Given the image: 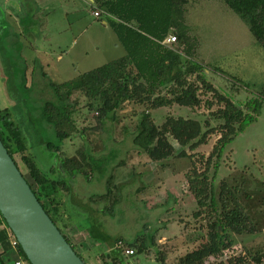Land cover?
Here are the masks:
<instances>
[{
	"label": "rangeland",
	"instance_id": "374dc122",
	"mask_svg": "<svg viewBox=\"0 0 264 264\" xmlns=\"http://www.w3.org/2000/svg\"><path fill=\"white\" fill-rule=\"evenodd\" d=\"M30 5L28 3V7ZM28 7L22 10L23 15L18 22L10 15L13 12L7 9L4 22L10 25L6 27L0 41V60L4 62L7 72L13 69L20 74L26 69L28 84L31 85L30 99L27 98L34 106H41L54 98L52 83L60 84L75 79L88 70L126 54L116 33L106 23L107 15L95 17L86 0H43L39 12ZM0 11L3 12L1 8ZM184 21L189 26V35L195 38L196 53L189 57L183 51V44L179 45L178 41L170 43L181 52L183 67L190 65V59L203 64L207 80L212 82L218 93L230 97L244 109L252 98L263 101L257 119L237 134L220 159L214 160L219 162V170L216 171L212 166L208 172L213 178L216 199L224 187L227 210L235 208L231 193L235 194L247 227L241 233L229 230L232 243L224 247L228 244L224 237L223 251L220 255L206 259L204 264H264V48L253 36L247 23L223 0H188ZM169 34L175 35L174 29ZM212 65L218 66L220 71H216ZM1 75L0 71V81L3 79ZM188 78L200 86L201 105L191 109L177 106L171 110L161 109L155 111V119L161 123L170 110L174 115L187 114L188 117L198 118L204 125L209 120L212 127L220 130L224 121L213 112L224 107V103L218 101L215 92L204 90L196 74ZM69 101L73 111L72 125L68 124L66 128L71 129V135L63 141L60 156L79 161L81 173L71 179L78 199H71L66 189H60L54 196L55 201L60 203L59 213L55 216L58 227L62 229L63 217L70 225L103 229L113 237H123L124 241L133 240L148 231L156 232V246L152 247L151 253L144 251L127 256L129 263L125 261L123 264H180V259L208 242L211 224L223 211L222 202H218V210L215 211L210 197H206L207 206L196 215L200 206L190 189L188 175L194 163L199 172L206 169V159L220 137L219 131L211 134L208 143L195 151L186 149L192 157H175L165 162L151 161L147 154L138 152L133 143L146 106L126 102L117 111L116 118L102 126L97 119L98 111L89 108V100L83 93H74ZM9 103L0 99V109L13 105ZM14 116L16 121L22 122L25 115L20 111ZM53 131L51 125H44L41 133L45 140L54 141ZM168 137L176 150H180V144L172 136ZM33 142L34 138L27 134V148L24 153L15 155L16 161L46 201L43 190L32 177L22 156L32 157L52 178L60 177L61 173L54 170L59 168L60 163L53 162L47 152L42 156L39 152L42 147L33 146ZM84 152L105 159L108 164L106 173L94 169L89 179L85 177L82 172L89 173L90 166L85 161ZM111 176L112 181L108 183ZM66 180L69 181V177ZM105 214L106 219L103 217ZM164 223L166 228L162 227ZM3 227H7V235L12 234L5 223ZM249 228L254 231L249 232ZM79 239L86 244L91 243L87 255L98 253L96 257L102 262L113 264L111 250L100 238L91 239L88 230L84 229L76 238ZM75 249L86 261L88 256ZM0 254H3L2 246ZM161 254L167 258L165 263L158 259ZM2 258L4 264H15L17 253L11 249Z\"/></svg>",
	"mask_w": 264,
	"mask_h": 264
},
{
	"label": "trees",
	"instance_id": "16d2710c",
	"mask_svg": "<svg viewBox=\"0 0 264 264\" xmlns=\"http://www.w3.org/2000/svg\"><path fill=\"white\" fill-rule=\"evenodd\" d=\"M223 1L228 8L247 23L253 36L264 48V0ZM186 3L188 0H104L101 2L105 11L112 15L111 17L107 15V21L115 31L120 44L125 48L126 54L88 70L75 79L60 84L52 83L54 98L41 106H34L28 102L31 85L28 84L26 69L20 74L13 69L8 71L6 85L11 96L16 99L14 107L22 111L25 116L22 122L16 121L11 108L0 109V136L15 161V155L24 153L27 148L28 134L34 138L33 143H41L42 148L46 146L50 150V158L60 163L59 168L54 169L61 173L60 177L52 178L37 165L32 157L22 156L47 200L42 198L39 194L40 191L28 180L32 189L47 213L57 224L55 216L59 213L60 205L54 198L57 192L60 189H66L70 192L71 199H78L74 193V183L71 179L73 180V176H77V173H81V163L75 159L60 156L63 141L71 135V129L68 130L66 126L72 125L73 111L69 100L74 93H83L87 97L89 108L98 111L97 119L102 126L107 121L114 120L117 111L126 102H135L146 106V110L141 114L133 143L136 150L147 154L151 161L165 162L175 157H192V154H189L186 149L195 151L201 145L208 143L211 134L219 131L220 137L206 159V169L199 172L195 166L196 163H194L188 175L190 189L195 194L200 206V209L195 212L196 215H199L203 207L207 206L206 197H210L211 206L215 211L218 210V202H222L223 211L211 224L208 242L189 252L184 259H180V264H204L206 259L220 255L223 251L222 243L226 240L224 237L228 240V244L224 247H229L232 243L229 230L241 233L247 227L241 212V204L235 194L231 193L236 206L233 210H227L228 200L226 201L224 187L221 195L216 199L213 178H210L208 172L212 166L216 171L219 170L220 164L214 160L220 159L227 145L235 139L237 134L244 131L251 122L257 119L261 113L263 101L260 98H252L244 109L230 97L218 93L212 82L207 80L203 64L190 59V65L186 66V64L184 69L181 52L170 44L163 43L174 29L176 41L179 45H184L183 51L189 57L196 53L195 38L192 37V40L189 35V26L184 21ZM213 67L216 68V71H220L218 66ZM192 74H196V79L201 81L204 90L215 92L218 101L224 103V107L213 112L217 118L224 121L220 130L212 127L209 120H206L204 125L200 119L188 117L187 114L174 115L170 113V110L175 106L191 109L201 105L200 86L195 81H189L188 78ZM208 103L213 104V102ZM161 109L170 110L159 123L155 119L157 118L155 111ZM44 125L53 127L54 141L44 139L41 133ZM168 136H172L180 144V150H176L169 142ZM88 155L84 152L85 161L90 166L89 173L82 172L85 177L89 179L94 169L106 173L108 164L105 159L96 158L93 154ZM16 163L18 164L17 161ZM67 174H69V181L66 180ZM112 178L111 176L107 180L108 183L112 181ZM108 191H110V187H108ZM164 204L166 202L162 205ZM2 222L7 225L0 212V223ZM253 231V228H249V232ZM62 232L71 242L67 234L63 230ZM155 234L156 232L148 231L133 240L124 241L123 237H112L101 229L90 228V235L102 239L109 246L113 264H123L126 261L127 255L124 249H115L119 240H123L126 247L135 250L133 255L144 251L151 253L152 247L156 246ZM8 236L6 230H0V245L3 248V254L12 249ZM3 254H0V264H4ZM18 255L28 260L20 244ZM158 259L163 263L167 260L164 254H161ZM257 259L260 261V257ZM28 262L30 263L29 260Z\"/></svg>",
	"mask_w": 264,
	"mask_h": 264
},
{
	"label": "water",
	"instance_id": "95a60500",
	"mask_svg": "<svg viewBox=\"0 0 264 264\" xmlns=\"http://www.w3.org/2000/svg\"><path fill=\"white\" fill-rule=\"evenodd\" d=\"M0 212L31 264H87L47 213L1 136Z\"/></svg>",
	"mask_w": 264,
	"mask_h": 264
},
{
	"label": "crops",
	"instance_id": "0c3cea01",
	"mask_svg": "<svg viewBox=\"0 0 264 264\" xmlns=\"http://www.w3.org/2000/svg\"><path fill=\"white\" fill-rule=\"evenodd\" d=\"M104 0H86V2H87V4L93 9V14H94V11L95 10H101L102 11V15L100 16V17H102L103 15H109L110 17L112 16L111 14H108L107 13V11H105V9L101 6V2H103ZM43 2V0H0V8L3 10V12H1L0 11V26H1V24L2 23H4V19L6 18L5 16L7 15V9L9 10V11H12L13 13L12 14H10V15H12V17L14 18L15 17V19L14 20H17V22H18V20H19V17H18V11L19 10H21L22 8H26L27 9V7H28V5H27V3H30L31 5V7H33L37 12H39V10H41V3ZM95 16V15H94ZM95 17H97V16H95ZM100 17H98V18H100ZM106 23H108V21H106ZM113 29V28H112ZM114 31V30H113ZM115 32V31H114ZM4 33H5V31H4ZM3 33V34H4ZM3 36V35H2ZM1 37V36H0ZM0 40H1V42H2V37L0 38ZM43 40V39H42ZM118 41H119V39H118ZM120 43V42H119ZM27 45L25 44V47H26ZM39 46H40V44L38 43V48H39ZM42 48H44V43H42ZM29 47L31 48V49H33L34 50V47H32V46H30L29 45ZM41 48V47H40ZM39 48V49H40ZM125 52H126V50H125ZM2 62V64L4 65V63H3V61H1ZM2 64H0V68H1V66H2ZM2 80L3 79H1V81H0V85L2 84ZM10 96V95H9ZM104 219H106V217H107V214H105L104 216ZM62 218V230L64 231V233L65 234H67V236H68V238L71 240V242H72V244L76 247V248H78V250H79V252L80 253H82L83 255L84 254H88V251H89V249H91V243L90 242H87V244L88 243H90V244H86L85 243V241H82L81 239H79V240H76V238H78V236L80 235V233H82L83 232V230L84 229H86V230H88V232H89V234H90V228L89 227H86V226H84V225H80L78 228L76 227V225H70V223L68 222V221H66V220H64V218L63 217H61ZM4 226V222H2V223H0V230H2V229H4V230H6L7 229V227H3ZM64 226H65V230H64ZM162 227H164V228H166L167 226H165V225H163ZM61 228V227H60ZM104 233H107V234H109L108 232H106V231H104L103 229H101ZM7 231V230H6ZM110 235V234H109ZM93 237H95V236H92V235H90V238L91 239H93ZM113 237V236H112ZM114 237H117V236H114ZM80 238V237H79ZM95 238H98V237H95ZM75 239V240H74ZM135 239V238H134ZM101 241L103 242V243H106V242H104L102 239H101ZM1 246V245H0ZM105 246H107V248L109 247L107 244L105 245ZM115 249H118L117 247H116V245H115ZM86 252V253H85ZM111 252V251H110ZM98 253H95V254H89V255H87L88 257H87V259H86V262H87V264H89V262L88 261H90L91 262V264H105L104 262H102L100 259H99V257H96V255H97ZM98 256V255H97ZM132 256V255H131ZM126 262H128L129 263V261H127V259H126Z\"/></svg>",
	"mask_w": 264,
	"mask_h": 264
},
{
	"label": "flooded vegetation",
	"instance_id": "af4514ba",
	"mask_svg": "<svg viewBox=\"0 0 264 264\" xmlns=\"http://www.w3.org/2000/svg\"><path fill=\"white\" fill-rule=\"evenodd\" d=\"M27 5H28V3H27ZM29 9L30 8H32V7H28ZM24 8H22L20 11H18V17H19V19L21 20V18H22V10H23ZM20 20H18V21H20ZM10 24L9 23H2L1 24V26H0V36L2 37V35H3V33H4V31H5V29H7L6 27L7 26H9ZM0 37V38H1ZM1 41V40H0ZM0 48H2L1 47V44H0ZM1 51L2 50H0V57H2V53H1ZM2 60H0V64H2V62H1ZM4 63V62H3ZM9 67L11 68V66L9 65ZM0 71H1V73H2V75H1V77L3 78V80H4V83L2 82V84H1V87L0 88H2L1 89V92H0V99H1V101H3L4 100V102L6 101L7 103H12L13 105H11L9 108H11L12 110H13V113L15 114L16 112H20V110H18V109H16L14 106V104H16V99H15V97H12L11 96V94L9 93V89L7 88V85H6V80H7V71H6V69H5V66L2 64V66H1V68H0ZM3 85H4V89H3ZM5 85H6V88H5ZM10 95V96H9ZM14 100V101H13ZM9 103V104H10ZM16 111V112H15ZM14 118H15V116H14ZM32 145L34 146V145H36V146H40V147H42L41 145V143H32ZM44 145V144H43ZM39 148V147H38ZM49 149L46 147V146H44L43 148H42V150L40 151V148H39V152H40V154L42 155V156H44L45 155V153L47 152V153H49ZM52 160H54L53 162H55V163H57L56 162V160L55 159H52ZM57 164H59V163H57ZM55 167H56V164H55ZM56 169V168H55ZM27 178V177H26ZM28 180V179H27Z\"/></svg>",
	"mask_w": 264,
	"mask_h": 264
},
{
	"label": "built area",
	"instance_id": "2783aa9c",
	"mask_svg": "<svg viewBox=\"0 0 264 264\" xmlns=\"http://www.w3.org/2000/svg\"><path fill=\"white\" fill-rule=\"evenodd\" d=\"M94 15L97 17H100L102 15V11L101 10H95L94 11ZM177 40L175 35H169L165 38V40L163 41V43H173ZM9 238H10V243L12 246V250H14L15 253H17V259L15 260V264H30L28 262V260H26L24 257H22L21 255H18L19 252V241L16 239L15 236H13L12 234H9ZM117 248H122L125 251V254L127 256H131L135 253V250L133 248H129L125 246V242L123 240H119L116 244ZM121 264V263H119Z\"/></svg>",
	"mask_w": 264,
	"mask_h": 264
}]
</instances>
